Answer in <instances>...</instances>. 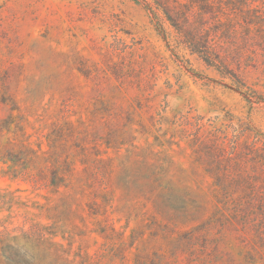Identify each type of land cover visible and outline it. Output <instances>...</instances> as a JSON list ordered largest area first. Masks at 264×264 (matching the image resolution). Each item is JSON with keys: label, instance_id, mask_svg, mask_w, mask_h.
I'll list each match as a JSON object with an SVG mask.
<instances>
[{"label": "rangeland", "instance_id": "1", "mask_svg": "<svg viewBox=\"0 0 264 264\" xmlns=\"http://www.w3.org/2000/svg\"><path fill=\"white\" fill-rule=\"evenodd\" d=\"M158 1L225 73L149 0H0V264H264V0Z\"/></svg>", "mask_w": 264, "mask_h": 264}, {"label": "trees", "instance_id": "2", "mask_svg": "<svg viewBox=\"0 0 264 264\" xmlns=\"http://www.w3.org/2000/svg\"><path fill=\"white\" fill-rule=\"evenodd\" d=\"M146 1V0H144ZM150 6H153L155 9L161 11L164 19L168 24L176 31L178 36L181 38L182 42L189 48L190 51L197 53L205 62L210 65L217 66L223 73L225 68H222L219 58L214 54V52L208 46L207 40L203 38L201 32L191 28L189 26L188 15L182 14V19H176L171 12L161 5L158 0H149ZM234 79L235 83L239 88L245 86V83L239 80L233 72H228Z\"/></svg>", "mask_w": 264, "mask_h": 264}]
</instances>
